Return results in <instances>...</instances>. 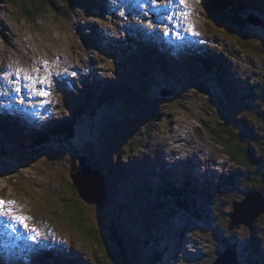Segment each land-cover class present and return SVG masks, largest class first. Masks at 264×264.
Wrapping results in <instances>:
<instances>
[{
	"label": "rangeland",
	"instance_id": "374dc122",
	"mask_svg": "<svg viewBox=\"0 0 264 264\" xmlns=\"http://www.w3.org/2000/svg\"><path fill=\"white\" fill-rule=\"evenodd\" d=\"M53 1L0 0V69L9 65L13 70L40 67L39 74L43 75L41 62L47 60L53 73H62L60 77L53 76L50 97L25 94L28 101L25 99L24 103L0 99V109L17 110L20 119L27 113L21 107H30L33 111L29 116L41 121L42 129L59 119L74 126V136L67 142L59 139L36 147L32 145L34 137L27 142L20 135H25L21 130L6 117L0 118V128L10 131L0 132V191L9 199L1 192L0 197L16 201L17 210L30 217L28 223L41 232V236L31 240L27 237L34 234L25 232L19 225L15 233L7 230L12 234L9 241H13L0 244L2 264H214L223 252L232 254L233 250L239 264H264V209L252 228L231 224V213L247 198L246 193L262 194L249 198L248 212L264 200V0H235L241 2L245 11L240 14L243 26L245 17L252 22L246 23L250 32H243L250 36L246 41L252 44L251 48L244 46L241 35L230 29L239 32L241 28L230 23L222 27L208 13L204 0H189L192 8L189 19L199 35L189 32L186 23L185 29L177 25L183 10L177 3L174 12L171 8L168 12L157 9L163 12L161 16L174 14L173 20H165L164 25L149 3L144 12L148 10L154 15L151 22L158 24L159 36L164 38L159 39V44L171 40V47L176 49L174 68L178 74L165 67L157 68L163 75L161 78L148 61L137 58L143 65L142 71L151 76L157 74L152 83L142 85L130 79L136 75L134 70L131 73L125 67L114 68L118 55L110 54L106 47H97V43L99 35H104L113 39L111 48L122 53L126 31L139 33L135 29L144 28L135 24L136 21L146 20L144 17L152 14L145 16L138 7L147 0H101L98 7L93 1L86 5V0ZM109 1L118 7L130 2L129 18L126 19L124 9L113 12ZM164 3L165 0H158V4ZM165 24L171 29L167 35L163 32ZM158 33L145 30L139 36L131 35L143 45L141 35L149 37ZM91 36L96 38V43ZM154 39L147 40L150 44L146 42L143 46L142 55L149 54L152 45L163 55H158L161 65H166L165 57L169 58L166 54L172 50H160L158 44H151ZM185 40H195L196 46L201 47L202 56L192 58L196 64L203 60L214 77L221 75L215 63L222 67L219 84L213 79L204 82L210 92L197 87H203L199 83L203 76L189 66L190 47L183 45ZM91 57L98 60V69L104 70L99 75L110 78L107 87L100 79L95 81L101 92L105 94L114 86L118 89L122 83H135L142 88L141 97L124 90H117L119 95H116L114 88V96L98 103V108H104L82 116L79 112L85 92L79 80L80 69L88 72L87 77L95 70ZM208 57L216 62L206 63ZM64 69H68L67 74H63ZM73 71L75 76L71 75ZM67 82L75 88L72 93L78 95L70 97ZM165 91L172 94L164 96ZM41 99L51 103H37ZM26 125L27 121L23 126L28 132L31 124ZM177 128L183 135L189 131L186 139L190 142L183 144L182 140L180 144L184 147L177 150L182 164L173 167L165 152L146 156L147 161L140 158L147 148L161 146L175 154L178 147L173 148L170 143L181 140ZM218 128L241 133L238 142L255 165L234 160L213 136V130ZM187 145L191 146L187 148ZM185 149L196 152V156L190 159L192 154L187 156ZM83 159L87 163L84 181L88 185V199L75 188L71 177L83 175ZM196 161L194 169H198V175L191 169ZM146 163L149 167L142 165ZM157 164H161L162 171L155 169ZM146 169H152L154 175L150 176ZM187 174L192 175L191 186L184 182ZM158 178L162 179L161 183L157 182ZM188 182L191 184V180ZM104 198V205L100 206ZM30 245L34 248L28 250ZM61 245L67 248L66 254L58 251L44 255ZM123 251L127 257L121 255ZM225 264L231 262L226 260Z\"/></svg>",
	"mask_w": 264,
	"mask_h": 264
},
{
	"label": "snow or ice",
	"instance_id": "6c2138e0",
	"mask_svg": "<svg viewBox=\"0 0 264 264\" xmlns=\"http://www.w3.org/2000/svg\"><path fill=\"white\" fill-rule=\"evenodd\" d=\"M197 2H199V0H197ZM149 3L153 9L163 8L164 12H168L170 7L176 6V0H165L163 5L158 4V0H147V3L140 4L138 7H140L141 11L144 12V9L148 7ZM178 5L183 9L179 13V16L187 24V30L193 35H199V33L195 32L194 25L189 19L192 14V8L189 0H178ZM120 15L123 16L124 12L121 11ZM144 15L146 16L147 12H144ZM173 15L162 16L161 20L166 19L168 21H172ZM147 26L149 28L153 27L151 20H149ZM170 30L171 29L168 25L165 24L163 28L164 34L167 35ZM41 63L43 65V75L39 74L41 72L40 67H33L30 71L21 68H15L13 70L12 66L9 65L6 68L0 69V81H3V83L0 84V97H5L9 101L18 100L19 103L25 102V96L22 92H26L29 97H50L52 95L51 88L54 83L53 76L55 75L60 77L62 73H53V71L48 67L49 62L47 60L42 61ZM67 73L68 69H64L63 74ZM71 75L75 76V71L71 72ZM37 103L45 104L51 103V101L41 99L37 101ZM29 220L30 217L21 214L17 210L16 201L6 200L3 197H0V225H2L6 230L10 229L13 233H15L17 231L16 225H19L25 230V232L34 234L28 236L27 239L35 240L41 236V232L34 225H30L28 223Z\"/></svg>",
	"mask_w": 264,
	"mask_h": 264
},
{
	"label": "bare ground",
	"instance_id": "6f19581e",
	"mask_svg": "<svg viewBox=\"0 0 264 264\" xmlns=\"http://www.w3.org/2000/svg\"><path fill=\"white\" fill-rule=\"evenodd\" d=\"M92 1H93V3H95V5L98 7L99 6V4L101 3V0H86V5H90L91 3H92ZM110 2V1H109ZM246 2V1H245ZM76 3V2H75ZM124 4L123 5H120L119 7L118 6H115V5H113L112 4V2H110V5H109V8L113 11V12H118V11H120V10H122V9H124L125 10V12L127 13V14H125L126 15V19H128L129 18V15H128V10H127V5H128V3H130V2H123ZM176 3L178 4V0H176ZM133 4V3H132ZM238 4V3H237ZM239 5H240V3H239ZM133 6V5H132ZM175 7V6H174ZM94 8V7H93ZM171 8V11H173L174 12V9H173V7H170ZM103 9L104 10H108V8L107 7H103ZM157 9H162V8H156V9H154V12L156 13V15L159 17V22H162L163 23V25H164V21L166 20V19H164V20H161V15H162V13L163 12H159ZM145 12H147L148 14H151L152 12H150V11H148V10H146ZM176 13V12H175ZM176 14H178V13H176ZM117 16V15H116ZM153 17H154V15H153V13L151 14V15H147V17H144L146 20H141V19H139L138 20V22L136 21V23L135 24H137V25H139V26H142L145 30H147L149 33H150V31L151 32H154V33H158V35H161V31L159 30V27H157L158 26V24H153V27H151V28H149L147 25V22L149 21V20H152L153 19ZM98 21L99 20H97V23H98ZM103 20H100V22H102ZM176 23H177V20H176ZM179 23H180V20H179ZM95 24H93V26H94ZM177 25H178V23H177ZM157 27V28H156ZM144 29H142L141 27H137L135 30L136 31H138V32H140V31H145ZM95 35V34H94ZM88 36V35H87ZM99 38H100V40L101 39H104L105 37H104V35H102V36H100L99 35ZM141 38H143V36L141 35ZM148 43V42H147ZM157 43H159V39H154V40H152L151 41V44H154V45H156ZM183 45H185V46H188V47H190V55H192V53L193 52H196V53H199V49L201 48V47H197L196 46V42H195V40H190V41H188V40H185V44H183ZM149 47H151L152 48V50H148L147 52L149 53V54H151V55H153L155 52H157V53H159V55H161V53H160V51H158L157 49H156V47H154V46H149ZM213 55V54H212ZM161 56H163V55H161ZM92 59H91V61H90V63H91V66L95 69V70H97V73H100V72H104V70H102V69H98V60L96 59V58H94V57H91ZM169 58H170V61L172 62L171 63V66H173V67H175V65H176V60L175 59H173V56H172V54H170V56H169ZM165 61H166V63L168 62V58H166L165 57ZM157 68H163V67H165V68H167L168 69V64L167 65H161L160 64V62H158L157 64ZM170 66V67H171ZM99 70H102V71H99ZM95 71H93V74L95 75V76H97V78L98 79H100V75L99 74H97ZM97 78L95 79V81L97 80ZM108 78V77H107ZM63 79V78H62ZM110 79V78H109ZM3 83V81H0V84H2ZM22 94L25 96V94H26V92H22ZM0 99H4V100H6V101H9L7 98H5V97H0ZM25 99L28 101V98L25 96ZM12 101H14V100H12ZM17 105H18V103H16ZM19 107H20V105H18ZM15 109H19L18 107H16V105H15ZM22 109H26L27 110V112H31V111H33L30 107H21V110ZM1 112H2V109H0V118H4V116L3 115H1ZM14 116V115H13ZM20 116V115H19ZM33 115H30V117H32ZM30 117H29V115L26 113V115H25V117L24 118H18L19 120H18V122H20V121H22V120H26L27 121V125L25 126V127H27L28 125H29V123H30ZM58 124H60V120H58V121H54V123L52 124V126H54V127H56ZM183 127L184 128H189L187 125H183ZM32 129H34V127H32ZM40 131H42V130H37V129H35V130H32V131H28V132H26L25 133V136H26V140L29 142V140H32V138L38 133V132H40ZM177 132H178V135L181 137V140H177V139H174L170 144L172 145V147L173 148H175V146L176 147H178V149H175V154H173V153H170V152H168V150H166V149H163V146H161L160 148H157V149H153V148H147V150H144L143 151V154H141V156H140V158H143V159H146V161H147V157L146 156H150L151 154L155 157L156 155H157V153L158 152H165V154L167 155V160L169 161V164H173V167H176L178 164H182V160H180L179 159V153L178 152H180V151H177V150H182V148L184 147H182V144H180V142L183 140V144H184V142L186 141V144H188L190 141L189 140H187L186 139V136H187V134H189V131H187L185 134L186 135H183V133L180 131V130H178V128H177ZM174 138V137H173ZM152 139H153V137H152ZM151 139V140H152ZM176 140V141H175ZM191 145H187V148L188 147H190ZM168 147V149H170V146H167ZM202 149V148H201ZM185 150H187V149H185ZM190 149H188L186 152H187V156L189 155V153H190V151H189ZM201 152H205L204 150H201ZM190 154H192L191 155V157H190V159L191 158H193V157H195L196 156V152L195 153H193V152H191ZM190 156V155H189ZM198 161H201V159H199ZM198 161H196V163H194L193 164V166H191V169L198 175V173H199V171H198V169H194V168H196L197 167V164H198ZM201 164V163H200ZM160 165L161 164H157L156 166L157 167H155V169L156 168H160ZM184 165V164H183ZM163 169H165V167L163 166ZM182 190V189H181ZM253 227V226H252ZM2 230V231H1ZM113 232V231H112ZM11 233L9 232V231H7L2 225H0V244L1 245H8L9 243H10V241H13L12 239H10V241H9V237L11 238ZM86 238V237H85ZM42 239V238H41ZM16 240V239H15ZM40 246H42V245H40ZM34 247L33 246H29L28 247V250H30V249H33ZM55 249V252H65L64 254H66V251H65V246L64 245H61V247H57V249L56 248H53V250ZM51 249H49V252H51L50 251ZM68 251H70V250H68ZM48 252V253H49ZM52 254V253H51ZM13 257V256H12ZM67 258V257H66ZM12 262V261H11ZM0 263H2V261H0ZM16 263V262H15ZM75 264V263H74ZM76 264H79V263H76Z\"/></svg>",
	"mask_w": 264,
	"mask_h": 264
},
{
	"label": "trees",
	"instance_id": "16d2710c",
	"mask_svg": "<svg viewBox=\"0 0 264 264\" xmlns=\"http://www.w3.org/2000/svg\"><path fill=\"white\" fill-rule=\"evenodd\" d=\"M48 1H51L52 3L54 2L53 0H48ZM72 1L74 2V0H72ZM204 1L206 4V9H207L208 13L213 18L218 20V22H220L222 24V27H223V25H228V23L235 24V25L237 24L239 29L241 28V31L238 30L240 33L237 32L233 27H231L230 29L233 32H236L237 35H239V34L241 35L240 37L242 38V40H240V42L243 43L244 46L250 47V48L252 47V44L249 42V40L246 41V39H250V36L246 35L247 32L250 30L246 26L247 25L246 23L249 22V20L247 19V17H245V18H243V22L245 23V26H243V24L241 23L242 19H241L240 14L244 8H242L239 4H237L235 2V0H204ZM243 12L245 13V11H243ZM238 19H240V21ZM243 32H245L246 34ZM155 70H157V69L155 68ZM205 77L209 78L207 76H205ZM201 90L206 91V92H210L208 89H206L205 85H203V87H201ZM259 91L260 90H258V92ZM257 95L258 94H254L253 96L257 97ZM85 104L87 105L86 100L84 101V104L82 106L85 107ZM85 112H86V110H85ZM79 113L82 114V116H84V111H80ZM152 114H154L153 111H152ZM77 117H79V116H77ZM53 134L56 135L58 138L64 139L63 140L64 142H67L68 138L74 136V126L68 120H65V119L61 120L60 124H58L56 127H54ZM212 134L217 139V141L219 143H221L222 145H224V147H226V151L232 156V158L234 160L240 161L241 163L243 162V164H246V163L251 164L252 163L253 158L250 156V159H249L246 156V153L244 151L243 146L238 142L239 140L242 139L241 133H239L236 130L231 131L228 128H218L216 130H213ZM51 139H52V137L49 138L48 135H46V134L42 135L41 134L40 138L37 139V143L41 144V143L49 142V141H51ZM131 145H132V142H131L130 146ZM251 165H255V164H251ZM73 168H75V167H73ZM74 186H75V184H74ZM75 188H76V186H75ZM76 203L77 202L73 203L72 205H74ZM89 231L93 233V229H89ZM121 247H123V246L121 245ZM121 255L126 256V257L128 256L124 251L121 253Z\"/></svg>",
	"mask_w": 264,
	"mask_h": 264
},
{
	"label": "water",
	"instance_id": "95a60500",
	"mask_svg": "<svg viewBox=\"0 0 264 264\" xmlns=\"http://www.w3.org/2000/svg\"><path fill=\"white\" fill-rule=\"evenodd\" d=\"M249 22H251V21H249ZM86 164H87L86 159H83L82 160V167L85 168L83 171H81L83 175H80L81 174L80 173L78 175H72L71 177L73 179V182H74L76 188L80 192V194L83 197H85L86 199H88L87 190H86V186H88V185L85 184V181H84L86 179V173H87ZM98 173H100V172L98 171ZM89 178H90V176H89ZM102 189H104V192L106 194L104 182L102 184ZM88 191H89V189H88ZM256 195H262V194L259 191H253V192L246 193L247 198L244 201H242L236 205L237 210L234 211L233 213H231V217H232L231 224L232 225L239 226L241 224H245L246 226L252 228L253 223L255 222L256 218H258V216L260 215L261 210L264 209V206H263L264 204H262V203H264V200H263L262 203L259 204V207H257L258 205L255 204L256 209L251 210V212H248L247 207H249L251 209V207L249 205V201H250L249 198L250 197L252 198L253 196H256ZM104 201H105V198H104L103 202L99 203V205L100 206L104 205ZM231 227H233V226H231ZM231 255H232V257H230ZM226 260L230 261L231 264H239L238 263V256L236 255V252H234V250L232 251V254L229 251L225 252V253L223 252L219 256V258L215 261L214 264H225Z\"/></svg>",
	"mask_w": 264,
	"mask_h": 264
}]
</instances>
